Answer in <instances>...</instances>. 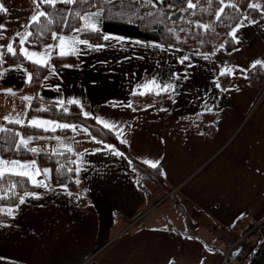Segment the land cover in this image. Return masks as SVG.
<instances>
[{
  "label": "crops",
  "instance_id": "crops-1",
  "mask_svg": "<svg viewBox=\"0 0 264 264\" xmlns=\"http://www.w3.org/2000/svg\"><path fill=\"white\" fill-rule=\"evenodd\" d=\"M231 2L243 12L249 3L264 9V0ZM0 3L9 9L0 23L7 29L0 45H6L16 32L30 31L35 5L33 0ZM257 10V18L241 17L257 23L244 21L239 43L234 41L231 50L219 46L203 51L106 33L162 47L89 41L113 46L94 51L77 45L75 63L48 60V72L38 87L24 93L35 95L39 107L79 100L89 116L116 125L111 129L128 150L95 137L85 125L50 137L21 132V138L32 137L28 146L39 150L35 155L57 147L72 150L79 183L73 190L33 170L34 179L46 186L27 192L39 198L25 196L23 204L0 205V264L242 263L244 252L228 255L222 244L239 241L264 217V87L249 75L257 60L264 61V15ZM59 35L85 39L74 30ZM57 43L23 47L42 52ZM0 51L6 61L1 72L10 69L0 78V88L30 87L27 73L8 62L6 49ZM50 51L52 56L59 49ZM184 57L188 59L181 63ZM227 68L233 72L224 86L219 76ZM173 73L180 79H170ZM152 80L175 85L174 91L161 92L171 95V108L154 103L124 106L133 93H156L143 87ZM39 107L25 108V117L40 114L34 110ZM40 116L42 121L74 125ZM0 159L34 160L43 172L36 158ZM145 160L157 163L163 182L144 173ZM258 239L257 234L243 239L244 250H251Z\"/></svg>",
  "mask_w": 264,
  "mask_h": 264
},
{
  "label": "trees",
  "instance_id": "trees-1",
  "mask_svg": "<svg viewBox=\"0 0 264 264\" xmlns=\"http://www.w3.org/2000/svg\"><path fill=\"white\" fill-rule=\"evenodd\" d=\"M196 3L195 8H187V0H164L163 4H158L156 8L151 6L140 7L139 4L133 3V7L140 8V14L146 12L159 13L162 12L163 16H158V19H163V23L149 24L148 20H141L134 18L133 22H128L127 19H105L101 18L98 25L101 32H87L81 33L82 37L93 43H100L103 40L100 38L106 33H116L130 37L155 40L166 44H173L182 47L195 48L203 51H212L217 47L223 45L227 50L234 48V40L229 35L232 28L240 21L241 17L246 14L251 18L259 16L258 10L255 8H248L244 12L235 8H226L225 13L219 20L216 19V12L221 7L219 0H193ZM80 8L82 10L95 11L91 8L90 4L82 5H63L58 4L57 9L66 10L67 8ZM42 10L53 12L47 5L41 6ZM186 9L185 11H182ZM64 17H67L66 21ZM171 17V19H168ZM5 19V13H0V23ZM48 19L54 20V23L49 24ZM48 19L42 18L39 24H30V32L33 35L27 42L33 47H42L53 39L51 33L58 34L70 32L75 28L83 26V22L78 18L70 15L67 11H61L59 15H53ZM202 25H209L205 29ZM174 29V32H169L168 29ZM47 29V30H45ZM183 29V31H181ZM179 37V39H177ZM56 41V40H53ZM16 55L13 56L7 53L6 58L9 63L13 65L24 64L29 71L33 74L31 83H28L31 89L38 87L44 76L48 72L49 62L47 67H41L35 63L25 59L20 54L19 43L15 41ZM51 62L57 63H75L77 57L69 54L60 56L53 53ZM0 66V72H1ZM249 75L252 82L259 86L264 87V69L261 66L252 67L249 70ZM222 85H226L229 81L227 74L219 76ZM21 90L17 92L20 94ZM35 95H33L32 102H36ZM131 103L136 107H142L147 104L154 103L160 107L171 108L173 106V99L169 93H145L144 95H132ZM64 108L68 111L65 112ZM39 109H46V111H39ZM36 112L41 115L69 121L74 125H85L91 133L106 142L112 143L119 148L128 150L126 143H122L121 139L111 128H105L101 123H98L92 116L85 117L84 111L80 105L65 103L62 107L56 103L51 102L43 107L35 108ZM7 131L0 132V155L4 158H36L41 165H51L53 169V182L58 185H66L70 189L75 190L76 183V155L69 148L57 147L52 152L40 153L35 155L29 151L27 147H17L21 139L20 133L25 132L30 135H39L44 137L53 136L56 133H68V129H56L45 131L42 127H31L29 124L10 123L4 120L2 127ZM19 133V135H15ZM144 173L156 181L163 182V173L159 166L152 167L149 164L143 163L141 165ZM71 169V171L69 170ZM15 183L16 187L13 190L12 184ZM42 186H35L32 180L26 177L7 175L0 180V205L15 206L19 202L20 196L29 190L40 191ZM13 191L16 193L13 195ZM243 262L247 264H264V247L258 248L256 251L249 250L243 257Z\"/></svg>",
  "mask_w": 264,
  "mask_h": 264
},
{
  "label": "snow or ice",
  "instance_id": "snow-or-ice-1",
  "mask_svg": "<svg viewBox=\"0 0 264 264\" xmlns=\"http://www.w3.org/2000/svg\"><path fill=\"white\" fill-rule=\"evenodd\" d=\"M212 0H209V3H211ZM33 3L35 5V11L34 14L31 16V22L32 24H39L41 19H48L49 17L55 15H59L61 11H67L70 15L74 16L75 18H78L80 21L83 22V26L80 28H75L74 31L77 33H87V32H97L100 33L101 29L98 27V25L101 22V18L105 19H127L128 22H133L134 18H139L141 20H148L149 24L152 23H163V19H158V16H163L162 12L159 13H153V12H146L143 15L140 14V8L139 7H133V3L139 4L140 7L145 6H151L152 8H156L158 4H163L164 0H33ZM219 3L221 7L216 12V19L219 20L221 16L225 13L226 8H235L237 11H239V7L237 4H234L231 2V0H219ZM58 4L63 5H82V4H90L91 8H95V11H89V10H82L80 8H67L66 10L63 9H57ZM47 5L51 9H53V12H48L45 10H42L41 6ZM197 5L196 3H193V0H187V8H195ZM248 8H255L259 9L261 11V14L264 15V9L261 8L260 4L258 3H249ZM186 9L182 10L185 11ZM9 9L5 7L3 3H0V13H7ZM65 21L67 17H64ZM168 19H171V17H168ZM249 21L250 23H257V21L249 20L248 16H244L243 20H241L229 33V35L233 38V40L236 43H239L238 39V33L239 30L244 26V21ZM48 23L52 24L54 23V20L48 19ZM27 27V26H25ZM205 29L209 28V25H202ZM47 30V29H45ZM3 31H7L5 26L3 24H0V39H4ZM169 32H174V29H168ZM183 31V29L181 30ZM33 35L30 31L25 32H16L15 37L12 38V42L6 44V45H0V49H6V53H10L13 56L16 55V49L13 47V44L15 43L16 39H19L20 47V54L25 57V59L29 60L32 63H35L41 67H47L48 66V60L51 58V49L58 48V55L65 56L69 54H79L80 49L77 47V45H86L88 49L99 51L105 47H112V44H92L89 43V40L87 39H79L78 37H67L64 35H59L56 32L51 33V38L53 40L58 41V43L54 45H47L45 46L44 50L42 52H30L27 48L23 47L25 43L29 41V38ZM104 41H115L117 44H120L121 47H126L127 44H136V45H142V46H150V47H162V45L159 44H152L144 45L142 41L136 40V41H129L127 38L123 36H115L111 34H103L100 37ZM179 39V37H177ZM223 47V45H221ZM238 50V49H237ZM214 54V53H213ZM5 55V52L0 51V66H2L6 61H4L3 57ZM205 59H208V55H205ZM188 57H184L180 62L183 63L184 60H187ZM264 66V61L257 60L252 67L257 66ZM191 66V65H189ZM17 69L23 70L27 73L26 82L31 83L33 79V74L31 72H28L27 69L23 68L22 65H17ZM10 69L5 68L2 72H0V78H3V75L7 73ZM16 70V69H11ZM240 71H245L244 69H241ZM233 70L231 68L225 69L224 72L221 73V75L224 74H232ZM180 79L179 74H172V77L170 79ZM186 78V77H185ZM47 79V77H45ZM219 86V85H217ZM148 91L156 90V94L159 95L161 92H169L175 90V85L172 83H164L163 85L156 82V80H152L149 84L144 85ZM10 95H15L14 92H12L11 89L5 90ZM137 93H133V95H136ZM140 95H144V92L138 93ZM25 101H31L33 98L29 96L22 97ZM59 105L62 107L64 105V101L60 100L58 101ZM68 104H75L79 105V100H68ZM116 106V105H113ZM126 107L131 108L132 104L129 102L127 105H124ZM135 111V109H133ZM210 110V109H209ZM39 111H46V109H39ZM64 111L67 112L68 109L64 108ZM83 115L85 117H88L90 114L87 112H84ZM5 120H8L10 123L20 124L23 126V120L19 118H11V117H5ZM97 122L101 123L105 128H114L116 127L115 124H109L105 120H101L97 118ZM29 126L31 127H43L45 131L48 130H55L56 128H62V129H68L71 128L73 131L76 130V125H69V124H57L54 121H42V120H36L32 119L28 122ZM7 131V129L0 128V132ZM87 131V129H85ZM15 135H19V133H16ZM95 139V137H93ZM32 137H29L28 139L21 138L19 141V145L17 147L23 146L27 147L28 144L31 142ZM98 143H102V141H97ZM122 143H126V141H121ZM104 148L107 150H112L113 146L111 145H104ZM29 151L36 153L39 150L37 148H31ZM99 151V149L97 150ZM115 155H123V153L120 152H114ZM145 163H150L152 167H156L157 163H153L151 161H144ZM131 163V161H129ZM33 170L35 171L36 175H48L50 170L44 169L41 173V170L36 166V162L28 161L21 163L18 160H8V159H0V180H2L7 175H15V176H21L26 177L29 180H32L35 186H46L43 184L42 181H36L33 176ZM71 171V169H69ZM77 173L79 172V169H76ZM79 183V181H76ZM12 189L14 190L16 187V184H12ZM16 193L13 191V195ZM25 196H33L35 198H39L36 196L35 193H28L25 192L24 195L20 196L19 202L21 204L25 203ZM8 214L11 215V210H8Z\"/></svg>",
  "mask_w": 264,
  "mask_h": 264
},
{
  "label": "rangeland",
  "instance_id": "rangeland-1",
  "mask_svg": "<svg viewBox=\"0 0 264 264\" xmlns=\"http://www.w3.org/2000/svg\"><path fill=\"white\" fill-rule=\"evenodd\" d=\"M23 88L24 89L20 91L21 93L28 92L29 90H31L30 87H26L24 85H23ZM39 106L40 105L37 102L23 100L21 94L19 93H16L15 95H10L7 92L0 91V128L2 127V119L5 117L19 118L23 120L24 123H27L32 119H36V120L44 119L43 117L40 116V114H36V113L25 117L26 116L24 114L25 108H28L29 110H31L30 108L39 107ZM21 163H24V162H21ZM247 252H248V249L244 251V254H246ZM230 262H231L230 264H247L245 262L237 263L234 260Z\"/></svg>",
  "mask_w": 264,
  "mask_h": 264
},
{
  "label": "built area",
  "instance_id": "built-area-1",
  "mask_svg": "<svg viewBox=\"0 0 264 264\" xmlns=\"http://www.w3.org/2000/svg\"><path fill=\"white\" fill-rule=\"evenodd\" d=\"M253 234H257L259 235V239L258 241L254 244V246L251 248L254 251H256L258 248L264 247V217L261 218L259 221H257L250 229H248L245 234L243 235V237H241L242 239H240L239 241H235L229 244H222V246L225 247L227 254L230 255L231 252L237 248L240 244H242V240L247 238L249 235H253ZM244 247L241 251L244 252Z\"/></svg>",
  "mask_w": 264,
  "mask_h": 264
},
{
  "label": "water",
  "instance_id": "water-1",
  "mask_svg": "<svg viewBox=\"0 0 264 264\" xmlns=\"http://www.w3.org/2000/svg\"><path fill=\"white\" fill-rule=\"evenodd\" d=\"M6 89H11L12 92H14L15 94L18 93V92H17V91H18L17 89H12V88H0V91L6 92V91H5ZM20 94H21L22 97H24V96H29V97H32V98H33V95H30V94H28V93H20ZM32 100H33V99H32ZM32 100H31V101H32ZM44 169H49V170H50L49 174H48V175H45V176H46V178H47L49 181H53V169H52V166H51V165H43V166H42V171H43ZM242 249H243V245L240 244L237 248H235V249L232 251L233 256L236 257L237 255H239V254L241 253Z\"/></svg>",
  "mask_w": 264,
  "mask_h": 264
}]
</instances>
